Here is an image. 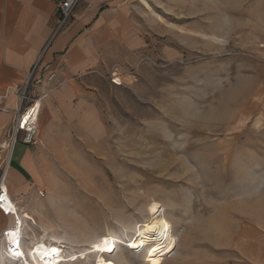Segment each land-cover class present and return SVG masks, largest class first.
<instances>
[{"label":"rangeland","instance_id":"rangeland-1","mask_svg":"<svg viewBox=\"0 0 264 264\" xmlns=\"http://www.w3.org/2000/svg\"><path fill=\"white\" fill-rule=\"evenodd\" d=\"M123 2L120 60L56 108L27 181L6 174L24 249L57 238L68 259L105 231L127 242L155 200L172 225L161 264H264V0ZM8 220L0 264H24L4 254ZM145 251L119 244L115 264H149Z\"/></svg>","mask_w":264,"mask_h":264},{"label":"crops","instance_id":"crops-1","mask_svg":"<svg viewBox=\"0 0 264 264\" xmlns=\"http://www.w3.org/2000/svg\"><path fill=\"white\" fill-rule=\"evenodd\" d=\"M59 1L0 0V92L22 81L47 44L44 61L51 64L56 80L61 82L41 102L38 120L41 142L52 131L56 108L69 109L95 71L119 61L121 56L113 51L126 50L129 42V10L124 0H81L68 24L52 38L57 27ZM14 108V97L8 95L0 110V142L5 138ZM30 152L28 146L21 145L15 157L12 153L7 171L9 185L27 181L24 176L31 174ZM3 159L4 153H0V164ZM14 161L16 164L12 167ZM2 214L11 218L8 228L12 216Z\"/></svg>","mask_w":264,"mask_h":264},{"label":"bare ground","instance_id":"bare-ground-1","mask_svg":"<svg viewBox=\"0 0 264 264\" xmlns=\"http://www.w3.org/2000/svg\"><path fill=\"white\" fill-rule=\"evenodd\" d=\"M1 188L4 191V207L12 216V224L6 229L5 240L8 242L10 240L16 241L17 234L21 233V227L25 224L23 218L27 215L12 201L5 181L1 183ZM146 212L148 213V218L135 225L134 233L127 242H123V240H119L112 233L105 231L100 234L98 240H93L86 245H80L79 253L73 248L70 255H68L70 258L65 259L63 256V245H61L62 241H59V239L50 238V242L46 243L43 239L35 240L33 238L30 240V245L26 250L20 244L19 255L23 258L24 264H55L59 260L79 262V260L86 259L90 255L94 256V259L93 262L88 264H115L116 261L113 255L117 251L119 244L124 243L128 248L137 251L145 249L146 261L149 264H161L164 252L172 245V225L166 218L163 204L158 201L151 200L147 203ZM105 241H107V246L112 248V251L105 250Z\"/></svg>","mask_w":264,"mask_h":264},{"label":"built area","instance_id":"built-area-1","mask_svg":"<svg viewBox=\"0 0 264 264\" xmlns=\"http://www.w3.org/2000/svg\"><path fill=\"white\" fill-rule=\"evenodd\" d=\"M79 1L60 0L57 3V27L52 38L68 24ZM47 47L48 44L41 50L20 83L11 86L5 92H0V110L3 109V102L8 95H12L15 101L11 122L4 140L0 142V153H4L3 172L0 179V211L6 215L9 213L4 207V191L1 188V183L5 181L13 150L17 144L34 146L40 143L38 120L41 113V102L61 84L56 80L57 74L51 64L44 61ZM111 82L115 85L120 84L115 76L111 78ZM6 232L7 230H5L4 236H6ZM20 244L22 245L21 233L17 234L16 241H6L5 255L8 259L23 262V258L19 255Z\"/></svg>","mask_w":264,"mask_h":264},{"label":"snow or ice","instance_id":"snow-or-ice-1","mask_svg":"<svg viewBox=\"0 0 264 264\" xmlns=\"http://www.w3.org/2000/svg\"><path fill=\"white\" fill-rule=\"evenodd\" d=\"M105 244H106V249L107 251H112V248L110 246H107V241H105Z\"/></svg>","mask_w":264,"mask_h":264}]
</instances>
